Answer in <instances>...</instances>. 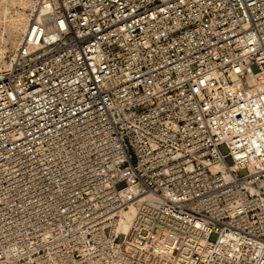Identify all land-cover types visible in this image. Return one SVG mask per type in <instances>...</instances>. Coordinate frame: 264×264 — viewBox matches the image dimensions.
<instances>
[{"label": "built area", "instance_id": "obj_1", "mask_svg": "<svg viewBox=\"0 0 264 264\" xmlns=\"http://www.w3.org/2000/svg\"><path fill=\"white\" fill-rule=\"evenodd\" d=\"M31 2L0 264H264V0Z\"/></svg>", "mask_w": 264, "mask_h": 264}, {"label": "bare ground", "instance_id": "obj_2", "mask_svg": "<svg viewBox=\"0 0 264 264\" xmlns=\"http://www.w3.org/2000/svg\"><path fill=\"white\" fill-rule=\"evenodd\" d=\"M15 4L20 7V10L13 9ZM31 6V0H0V25L4 24L7 33L6 40L0 37V43L2 42V46H4L0 48V70L9 67V63L3 61L5 42L9 45V50L14 53L26 30L28 22V14L26 11H29ZM123 229L125 228L123 227Z\"/></svg>", "mask_w": 264, "mask_h": 264}, {"label": "rangeland", "instance_id": "obj_3", "mask_svg": "<svg viewBox=\"0 0 264 264\" xmlns=\"http://www.w3.org/2000/svg\"><path fill=\"white\" fill-rule=\"evenodd\" d=\"M13 9L14 10H20V7H18L16 4L13 6ZM28 10L26 11V13L28 14ZM0 37H2L4 40H6L7 39V33H6V29H5V27H4V24H1L0 25ZM1 47H4V46H2V42L0 43V48ZM10 49V47H9V45H7V43L5 42V54L3 55V61H5V62H8V58L11 56V54H12V52L9 50ZM0 57H1V54H0ZM220 151H221V153L222 154H225L226 153V151H225V149H224V147H221L220 148ZM225 162H226V164L227 165H230L231 164V161H230V159L227 157L226 159H225ZM244 173H245V171L244 170H242V171H239V176H242V175H244ZM215 240V235H212L211 237H210V241L211 242H213Z\"/></svg>", "mask_w": 264, "mask_h": 264}]
</instances>
